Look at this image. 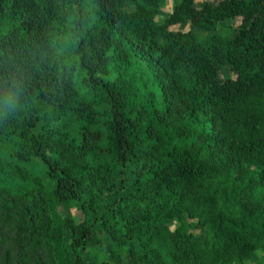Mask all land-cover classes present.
I'll use <instances>...</instances> for the list:
<instances>
[{
	"label": "trees",
	"instance_id": "obj_1",
	"mask_svg": "<svg viewBox=\"0 0 264 264\" xmlns=\"http://www.w3.org/2000/svg\"><path fill=\"white\" fill-rule=\"evenodd\" d=\"M161 1L0 0L2 263L264 264V0Z\"/></svg>",
	"mask_w": 264,
	"mask_h": 264
},
{
	"label": "rangeland",
	"instance_id": "obj_2",
	"mask_svg": "<svg viewBox=\"0 0 264 264\" xmlns=\"http://www.w3.org/2000/svg\"><path fill=\"white\" fill-rule=\"evenodd\" d=\"M180 0H163L160 3L159 6V16H156V20H161L163 17H165L167 14L170 13L172 10L173 6L177 4ZM218 0H194V6L196 8H200V6L204 3H212L215 4ZM130 9V6H128ZM239 19L235 18V20H226L219 24L217 27H215V32L219 33L220 35H226V36H231L232 35V28H234L238 24ZM169 29L171 30H183V31H188L190 30L188 23L184 24H173L169 26ZM194 33L197 36L203 35V33L199 29H194ZM223 77H233V73L230 72L228 69L223 71L221 73ZM67 214L71 217H73L76 221H80L83 216L82 213L75 208H71L69 211H67ZM191 224L194 223L193 221H189ZM199 230H194V233H199ZM13 237V232L10 226L7 224H2L0 223V238H2L3 242L0 245V264H4L1 261V257L5 251V249L11 245V240ZM90 261L88 257L85 258V264H89Z\"/></svg>",
	"mask_w": 264,
	"mask_h": 264
}]
</instances>
